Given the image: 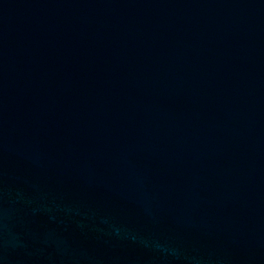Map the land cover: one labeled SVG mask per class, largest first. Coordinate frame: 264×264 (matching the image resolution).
<instances>
[{"label":"water","instance_id":"1","mask_svg":"<svg viewBox=\"0 0 264 264\" xmlns=\"http://www.w3.org/2000/svg\"><path fill=\"white\" fill-rule=\"evenodd\" d=\"M0 264H264V0H0Z\"/></svg>","mask_w":264,"mask_h":264}]
</instances>
